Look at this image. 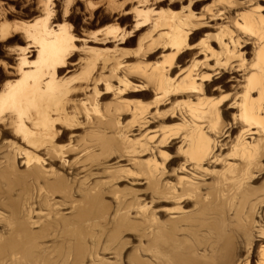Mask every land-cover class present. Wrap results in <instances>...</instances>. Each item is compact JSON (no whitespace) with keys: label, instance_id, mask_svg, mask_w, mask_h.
Instances as JSON below:
<instances>
[{"label":"rangeland","instance_id":"obj_1","mask_svg":"<svg viewBox=\"0 0 264 264\" xmlns=\"http://www.w3.org/2000/svg\"><path fill=\"white\" fill-rule=\"evenodd\" d=\"M214 1L215 0L213 1L212 0H0V152L5 151L6 149L7 150L3 152L4 154L5 153L8 154L7 151L9 150H10L9 153H11L12 151L11 149H23L26 150L27 152L29 151L32 152L33 151L32 149L27 148L25 146L26 141L24 140V137L26 136V133L28 131L38 132V129L44 126H40L41 123H39V121L42 120L41 118H35L34 121H29L28 118L33 116L34 112L37 111V108L45 109L46 117L42 122L45 124L46 121H48L47 126H49V129L52 132H55L57 133V135H59L61 134L63 128L68 129V131H66L67 133L66 136L57 141L56 138L54 137H42L48 143L57 142L56 143L57 146L65 149L64 150L65 152L66 150L67 152L69 151L68 154L64 155L65 160L73 162L76 157H79L81 155L80 154L79 156H77L79 149L82 148L83 146L89 147L90 148L89 153L91 152L90 154H92L93 157L96 156V158H94L95 160L92 165L93 168L92 166L91 168H89L91 172L90 171L87 172L92 174L91 178L89 179L90 183L97 180L95 182H98L101 185L105 183L103 187H105L108 184V186H106V188L104 189V191L106 190L107 192L105 191V195L103 199L104 202L110 205L109 206L110 213H108L109 218L113 217L112 215L117 209L113 190L114 191L117 190V192L119 191L118 193H122V195L123 194L126 195L128 194L127 192H129V190L137 189L140 191L139 198H141L142 204L146 202V205L148 204L147 207L154 210V211L153 210L149 211V208H146L144 209V211H141L140 217L144 218L145 215H148L147 213L146 214L144 213L147 212L146 210L148 209V213H151L153 211L152 213H154L155 215L154 218L156 219V222L166 221L172 213V211L170 210L171 208H173L172 206L173 204L153 203L151 201L153 199L151 198L150 194H148V191L145 190L147 186V182H145L146 181L145 177L138 176L136 177L138 180L135 178H131L130 176H128L129 177L128 178L126 177L127 175L125 176V172H123V168L125 167L124 169H126V167L127 166L129 167L130 165L129 168L127 167V169L130 170L131 166L133 164L134 166L135 164L137 165V162L139 160L140 162H143V165H148L145 161H147L152 155H154L155 160H157V162L159 163H162V166H159L161 168L160 172L163 171L162 173H164L162 179L169 183H175L177 177L183 175L176 172L178 166L181 163H183L182 156L178 155L179 157H176L180 143L177 140L174 141L168 137L169 140H166V142L164 143L166 146L164 145L165 146L164 147L162 145L158 147L157 145L153 144V142L156 143L154 139L153 141H151L152 143L150 142L148 144V147H150V145L156 146L154 148L155 150H153L152 153H150L149 150H147L148 152L146 151L143 153L142 152L132 153L131 150H127V148L125 149L126 146L123 145L125 143L121 139L123 138L124 135L129 137L130 139L136 138L139 133L145 130V127L147 130H149L148 132L150 135H152L154 132H158L161 130L162 131L165 130V132H168L169 134H173L172 131H174V133L177 132L178 135L182 132L180 131L182 129L178 128L179 124H181V121L179 120L180 105H182V103H184L185 101L191 100L195 102V100H193L192 97H187V95L171 96V94H168L166 97H164V99L163 98L158 99L157 97L160 96L159 95L160 91L157 90L158 87L157 80L151 73L154 67L156 66L159 67L162 65L168 66V64L170 63L171 57L174 53V49H173L174 47L171 45L173 31L175 29L176 24H178L182 20H186L187 16L191 15V17L188 18L187 21H190L192 24H197L198 26L192 28L194 30L188 32L189 36L187 42L190 44V48L193 49L183 53H181L182 52L181 50V52L177 56L176 60L178 61L180 66L179 68L181 70H185L187 67H189L193 60L195 61L203 60L201 54L206 55L209 52V50H207L206 52L203 51L202 46L206 48L209 47L208 49H210V51L212 49V51L218 52L219 51L218 45L220 41L217 35L218 31L216 30V28L218 29L219 26L223 27L226 25L225 24L226 21L229 22V20H232L230 18L234 17L233 15L235 11L238 10V8H239L238 11L240 12L237 11V13H243V11H241L242 8L246 9L247 11V9L251 7L249 6V4H246V5H241L242 8L241 6L240 7L237 6L235 8L230 5H227L224 2L223 3L224 5L226 4V6L222 4L220 5V2H218L219 5L221 6L220 8L217 2H216L217 4L212 3ZM253 2L260 4V7L264 8V2L260 0L257 1L255 0L251 2L252 5ZM211 4L214 5L211 7L210 6ZM223 6L224 8L227 7L225 9L226 12L227 9L229 10L231 8V10H229L227 13L225 11H220V15L217 18H219L222 14L223 15L219 19L210 17L211 14L215 13L216 10H218L219 8L223 10ZM259 15L264 18V11H262V9L259 11ZM228 16L229 18H227ZM198 17H200V19ZM209 18L214 20L213 21L207 20ZM230 27L228 28V30L230 29L229 31L228 30L226 31V29L224 28L225 33L224 32L220 33L224 35L226 34V32H228V36H226L227 34L224 35L223 36L224 39H222V41L227 42L228 39L226 38L227 37L229 38V34H230L231 35L230 37H232L233 39H239L240 44L244 45V42L248 44L244 48H241V46L243 45L239 44L240 46L238 45L239 47H236L238 48V50L235 49V51H240L241 54H243L244 63L246 62L244 66H246L247 64H249V62H251L254 59V51L256 46H258V44H260V46L264 45V35H263L264 30L262 32L264 26L256 24L253 27L248 26L246 30H237V28L233 29L231 25ZM224 29H222V31H224ZM56 32L62 34V36L64 37L63 45L64 48L65 47L66 48L63 51H61L59 55L60 57L66 60V68L61 72L60 75H55L51 80L49 64L48 65L45 64H47L46 61L47 59H49L47 58V56L51 58L52 57L51 55H53L54 46L51 41V37L53 33ZM241 41L244 42L242 43ZM217 42L218 44H216ZM42 47L46 50L44 54H41L40 52ZM220 58H222V56ZM237 59L239 58L235 57L232 60H230L229 63L227 64L229 65L233 63L232 65H235L236 63H238L236 61ZM206 61H208V67H207L208 69L210 68L209 65L210 66L214 65L212 59H206ZM116 65H117L116 71L114 72L113 75L109 76L108 74L109 69ZM206 66H207V62H206ZM207 68L202 69L201 73L203 71L205 75L207 73L208 74L210 73V76L211 75L213 76L215 72L211 73L213 71L211 70L207 71ZM142 69H145L143 70L145 73L142 71ZM225 69L226 68L222 66L218 67L216 71L217 72L220 71V72L216 74L215 77L221 76L224 78L222 72H224ZM250 69H253V67H250ZM139 70H141L140 73L138 72ZM250 71L252 72V70L248 69L246 73ZM241 73L242 71H236V73L230 75V77L235 78V81L231 79L232 81L226 82L228 77L223 82H220V79H217L216 82L212 84L210 91L207 92L206 95L207 96L206 98H208L210 101L212 100L211 102L214 104L216 108H218L217 110H219L218 114L220 115V117L218 115L219 118L217 119H219V121L216 120L217 121L216 129L219 131L228 130L227 131L228 133H225L224 137L227 134L228 136H230L229 138L228 136L225 138L223 136L218 138L221 140L222 144H225V142L229 143L228 139L232 140V138L237 136L239 131L240 124L237 123L235 120L238 115L237 112L238 108H236V106L235 107L234 106L229 107V106L231 105V103H233L234 100L235 103H237L238 98L241 96V89L239 87L241 82H240V78L236 76V74L241 75ZM98 76L100 78L102 77L103 80H106L109 83L110 85L109 90H105V83H101V81L96 83L95 78H99ZM121 78L127 79L130 84V87H127L126 90L123 89V91L120 94L115 95L116 88L117 87L120 88V86H122L123 84L120 83ZM142 84L145 86L144 90H140L136 92L132 91L134 89L132 88L133 86H141ZM41 88L42 90H45L44 95H42L43 98L38 99V98H32L30 96V94L34 90H38ZM94 88L99 92L98 96L95 98L96 100L95 104H97L96 110H91V112L93 111V113L89 112L88 115H86L87 108L89 107L91 108L89 102H91L92 97L90 93L91 90H93ZM136 89H140V88H136ZM104 92H106V94H104ZM58 93L59 95H56ZM46 94L52 96L47 97ZM87 95L88 96L90 95L89 101L84 100V98ZM190 95L192 96V94ZM250 96L256 98L257 94L251 93ZM83 103H85V106L82 105ZM136 105H139L140 107H143L144 105L145 108L144 107L143 108L146 110L144 113V118H147L145 122L148 125L145 124L144 126V124L141 123L142 126H139L140 124L138 125V123L139 121L142 120L138 121L133 118L130 119L131 110ZM155 113H159V114L157 115ZM150 114L153 115L152 120L151 118H148ZM93 124L94 126H92ZM236 124H238L239 126L237 125V128L232 129L231 126L236 127ZM20 126L23 127L19 131ZM136 126H138L139 128ZM140 127L142 128V131ZM3 128L6 129L10 134L3 135L1 133V130ZM177 128L179 130L175 131V129ZM42 132H44L45 134V131ZM130 132L131 134H129ZM252 132H254V129H252ZM127 134H129V136ZM135 134L137 135L135 136ZM157 134H159V132ZM104 143L105 144L108 143L104 147H107L106 149L109 150H106L103 146H101ZM112 143H114L113 144L114 146L115 145L117 146L115 147L110 146L112 145ZM226 144L225 147L226 146L228 147L229 144L227 145ZM27 146L30 145L27 144ZM120 148L121 150L122 149L124 150V151L122 150L123 152H128L127 153L128 155L126 153H124L125 155H123L122 154L123 152L119 150ZM41 149L42 148L38 149V151H33L32 154L39 158H44L43 155H41L42 152ZM102 149L103 150L105 149L108 152H105V150L103 151ZM226 149H224L225 151L221 150L222 151L221 153H223V155L227 153ZM154 151H156L155 154ZM157 151H161L163 153L167 152L166 153L167 158L164 160V162H163V158H159L158 156L159 154ZM105 153L108 154L104 155ZM126 155L128 156L127 159H126L127 157ZM135 157L137 158L135 159ZM134 159L137 162H134ZM262 159H264V156L259 161L260 166L258 165L257 168L253 169L254 171L252 170L254 175V176L252 175L253 181L247 180L243 185V187L245 189H248V187L251 186V188L248 189V191L251 194L255 193L253 194V196L256 195L255 196L256 198L255 197L253 198L252 195L250 196L252 198L248 200L249 205L252 203L253 205L254 204L257 205V203H259V205L257 206L262 205L264 207V197L263 199L262 197H260L262 196V194H264L263 193L264 192V169H263L264 160ZM19 160L20 159H17L16 161ZM126 161L129 163L131 161L132 165L128 164ZM228 161L229 160H227V162ZM22 162H24V160H22ZM229 162L232 163L233 160L232 161L230 160ZM20 163L21 162L19 161L18 163L19 168L17 167V162L15 163L17 169V171L15 169V172L18 173V175H13L12 177L15 178L19 177L20 174H24L27 171L25 168L28 167L26 166L24 167V165ZM222 165L223 164H220V166L218 165H212V166L214 167L217 166L216 170L217 169L220 170ZM41 167L45 171L53 172L56 170V172L58 173L60 172V174L64 173L66 174L68 179L73 177L74 172L78 171L77 168H76L77 170L76 169L73 170V168L69 169L68 166H65L64 169V166L59 164V162L57 161L53 162L52 164L51 163L48 164V161H45L44 165ZM135 167L132 166V171H136L138 169V166L136 168ZM133 168L136 170H133ZM117 169L120 171H117ZM105 170L106 171L109 170V172L112 171V173L108 174V171L106 172ZM104 171L108 176L104 175L105 173L102 174ZM113 172H117V174L119 173L118 176L115 173L113 175ZM201 172L202 170H200V172L197 173H201ZM70 173H72V175H70ZM206 174L208 175L205 174L203 175L205 177L207 176L211 177V178L208 177L209 180L204 177L206 181L209 182V185H213V184L217 185L216 183L217 175L216 174L210 175L209 173ZM214 175L216 176L215 177L216 179L215 178L212 179V176ZM104 176H107L109 179ZM110 177L114 179L110 180ZM204 178L202 177L203 179L202 182L204 181V183H206ZM28 179L29 178H27L26 179L27 181H25L26 182L25 184L28 185L29 188L28 196H30V194L32 193L33 196H31V200L32 199L34 200V198L36 197V196L34 197V195L37 194V190H36L37 183L32 181V179L31 180L29 179L28 181ZM100 179H105L106 181L107 180L108 181L106 183L104 180H100ZM109 180L110 182L113 180L111 182L112 184L108 183ZM212 180H214V182H212ZM1 184L3 186L4 183ZM23 184H24L23 182L18 183L16 186L17 191H14L13 193L15 192L19 193V191H21L20 189H23L25 186V184L24 185ZM30 184L34 186L33 188H36L33 189L34 191L31 190L32 187L29 186ZM130 184H136V185L131 186ZM21 185L22 187H20ZM71 185L74 186L73 183ZM109 185L111 187L114 185L112 187L113 190L111 191V193L109 191L111 190ZM214 185L213 187L212 186L211 187L213 189L214 188L216 189L217 186L214 187ZM114 187H116V190L114 189ZM129 187H131V189H129ZM258 189L259 192L256 193ZM215 192H213V195L212 196L210 195L211 197L209 196V199L207 198L208 200L206 199V201H210V199H212V197L215 195ZM217 195L219 196V194L216 193L215 196L217 198L213 197L214 203L215 201L217 202V199L220 197V196L218 197ZM258 196L260 197L259 201H257L259 199ZM25 198L27 197L25 196ZM111 198L112 199L114 198V201ZM59 199L60 197L57 196L54 197V200L58 201ZM126 199L127 200L129 199L128 195H126ZM254 199L256 200L257 203L255 202ZM219 200H222L220 202H224L223 198L222 199L219 198ZM251 201L252 203H250ZM220 202L215 203V205L217 204L216 210L218 209L219 205H220L219 208L222 210L224 204L225 205L227 204L226 206H224L227 208L225 209L223 207L222 210V212H224L225 214L223 213L222 215V212L219 213L223 219L221 217L220 219L219 217L216 218L217 216H219L218 213L214 214L217 215L215 216V218L218 220L217 221L215 219L217 223H215V221L212 220L214 219L213 218L214 216L211 217L209 216L210 219H208L206 216L204 217L201 216L202 220L205 219V221L204 220L202 221L201 225L209 226V228L206 227L204 229L203 226L199 228L198 225L200 226V224L194 225L191 233H189L190 231L187 232L188 234H190V236L194 237L195 241L193 240V237L192 238L189 237L190 240L188 242L184 241L183 238L180 240H183L184 244H186L187 242L186 245L188 247L190 246L189 247L190 254L195 255V256H191L192 258L194 257V260L196 259L197 253H198L197 256L198 257L201 256L200 258H202L203 250L204 253L207 251L205 253L206 257L208 258L207 261L206 259H203L205 255L202 258L204 261L197 257L198 259L196 260L198 261V264H204V263L225 264V261L226 264H258L262 258V251L264 250L263 239L259 241H257L256 239L254 241L250 240L249 243L246 242L247 244L245 243L244 240L243 241L239 240L237 241L236 244V247L237 246L238 247L236 251H234L235 252L234 260L233 259L226 260L227 258L225 257V255L224 258H222L223 253L222 251H220L221 248L219 247V244L220 246H222V243L224 240L227 239V236L228 238L230 237L229 238L230 240L234 241V235L236 231L235 228H232V226L233 227L235 226L234 225L235 222H230V224H227L226 222L228 221L229 223V220L234 221L231 215L232 207L228 203H224V204L221 203L222 204L221 205L219 204ZM248 204H246L245 206L246 207L249 206ZM192 206H194V201H191L190 204L185 205L184 208L186 210L184 209V211L188 212L194 210L195 207ZM246 207H244V209H246ZM220 209H218L219 211L217 210V212H220ZM226 210L230 211L227 212L230 216L227 215V213L225 212ZM130 213H132V216L134 215L133 212ZM142 213L145 215H143ZM228 216L231 217L232 219L227 218L229 219L227 220L226 217ZM219 220H222L221 221L222 223L221 222L219 223ZM223 220L227 225L224 223ZM210 225L215 231L211 229ZM220 228L225 233H223L222 230H220ZM227 228L231 230L233 229L232 233H230V230ZM140 229H142L141 236L145 240L142 239L143 241L142 240L139 241L138 237L140 236V234L139 233L137 234V230H135L136 233L134 232V230H130V232L128 231L129 233L128 232L124 233L126 236L124 234L123 237L121 236L122 237L120 238L121 244L118 241L120 247L121 245L124 248H126V245L128 246L126 249H123L122 247L123 250L121 249L120 253L124 252V254L121 253L122 255L116 254V256H113L115 255V253L114 254L111 253L113 250L111 251L107 250V252L105 250L104 252L108 254H105L104 252H102V254L99 253L101 255L97 254L98 261L92 263L113 264L114 260L117 263L118 260L120 262L122 259L123 260L121 261L122 264H126V263L130 264V261L128 260L129 259L128 256L130 255L132 259L133 255H135L136 252L138 251L137 250L139 249L138 245L141 242L142 244L145 243L144 244L145 246L142 244L139 245L140 250L142 251L144 247L147 250L148 244L146 243H149L150 240L149 234L151 235L153 233L152 231L153 226H149L145 228V226L143 227L142 225L140 228H138L139 232ZM145 229L147 231V232L145 231L146 233L144 232ZM148 229H150L149 234H148ZM194 229H196V231ZM226 229L228 231H226ZM206 230H210V233L209 231ZM218 230L221 233H223V234L220 233L221 234L220 237L218 236L219 234ZM131 231L135 235H133ZM187 232L185 233L182 232L181 234L180 233L179 234L182 237L184 236L187 237L186 235ZM214 232L216 234H214ZM143 234L144 235L148 234V235L144 236ZM198 234H201V236ZM226 234L228 235L226 236ZM215 235H217L218 237H216ZM204 236L207 238H205ZM126 237L128 238V241H126L127 240ZM135 237H137L136 240ZM186 237H184V239ZM125 238L126 240H124ZM189 238L185 240H188ZM217 238H220L219 239L220 241ZM177 239L179 240V238ZM208 239H210L211 241L215 240L216 245H215V241H213L214 246H212L213 243ZM207 241L208 244L206 243ZM192 242L198 243L196 245V249L198 250L195 249ZM204 242L206 243V245H204L205 244ZM125 243L127 244L125 245ZM200 243L202 245H199ZM209 243H212V245H210ZM223 244H225V241ZM214 247L217 248L220 254L218 253V251H214L215 249ZM191 248L193 249V251H191L192 250ZM204 248L206 249L209 248V249L205 250ZM211 249L216 255L213 252L212 254H210ZM140 250H139V256L141 257L143 255L144 256L143 258L147 260L148 256L150 257L149 254L151 253L150 252L148 253V251H146L145 249H143V251L145 250L144 251L145 253L143 251L141 252ZM194 251L196 252L195 254H193ZM147 253L148 256H146ZM208 253L212 256H210ZM112 256L116 257V259L118 258V260H116ZM119 256L124 257V259L122 257L120 258ZM210 257L213 259L214 263L212 262ZM100 258L102 259V261H100L101 260ZM89 259L90 261L92 259L90 253L85 255L84 260L86 262L84 264H92L90 263Z\"/></svg>","mask_w":264,"mask_h":264},{"label":"bare ground","instance_id":"obj_2","mask_svg":"<svg viewBox=\"0 0 264 264\" xmlns=\"http://www.w3.org/2000/svg\"><path fill=\"white\" fill-rule=\"evenodd\" d=\"M252 1H255V0H243V1L241 0L240 1L239 0H215L214 2H212L214 4H217L218 2H220V5L221 4L224 5V3H226L227 5H230L235 8L237 6L240 7L241 5H246V4H249V6L251 7H249L246 11V9H243L241 6L242 8L241 11H243V13H237V11L239 10L238 8V10H236L233 15L234 17L230 18L232 20L228 19L229 22L226 21L225 26L223 27L219 26L218 29L216 28V30L218 31L217 35L220 41L218 45L219 46L218 52L212 51V49L210 51V49H208L209 47L206 48L202 46L203 51L206 52L207 50H209L210 53L208 52L206 55L201 54L203 57V60L202 61L193 60L190 66L187 67L185 70H181L179 68L180 66L176 59L179 53L181 52V50H182L181 53H183V52L190 51L193 49V48H190V44L187 42V39L189 36L188 32H190L191 30H194L192 28L197 27L198 25L192 24L190 21H187V19L190 18L191 15L187 16L186 20H182L181 22L176 24L175 29L173 31V36L171 39V45L174 47L173 48L174 53L171 57V61L168 64V66L162 65L159 67L158 66L154 67L151 74L157 80V85H158L157 90L160 91L159 92L160 96L157 97L158 99H162V98L164 99V97H166L168 94H171V96L187 95V97H192V99L195 100V102L188 100L182 103V105H180L179 120L181 121V124H179L178 128H181L182 130L180 131L182 132L178 135V133L177 132L174 133V131H172L173 134H169L168 132H165V130L164 131L161 130V131H158L159 134H157L158 132H154L152 135H150L148 132L149 130H147L146 127L143 132H141L142 128L140 127L141 133H139L138 135L135 134V136L137 135L136 138L130 139L129 137L124 135L123 138L121 139L125 143L123 144L126 146L125 149L127 148V150H131L132 153H138V152L143 153V152H146L147 150H149V152L152 153V151L155 150L154 148L156 146L150 145V147H148V144L154 139L156 143L153 142V144L157 145L158 147L162 145L164 146L165 145L164 143L166 142V140H169L168 137L174 141L177 140L180 143V146L178 147V150H177L176 157L182 156L183 163H181L178 166V169L176 172L183 174V175L177 177L175 183H169L162 179L164 173H162L163 171L160 172L161 168L159 167V166H162V163L157 162V160H155L154 155H152L147 161H145L148 165H143V162H140V160L138 162L135 161V159L137 158L135 157L134 162H137V165L135 164V166L136 167L138 166V169L136 170L133 168V170H136V171H132V166L133 167L135 166L134 164L132 165L131 159H130L131 160L130 163L126 161L128 164L132 165L130 170L127 169L128 166L126 167V169H124L125 167L123 168V172H125V176L127 175L126 177L130 176L131 178H135V179H137L136 177L138 176L145 177V180H146L145 182H147V186L145 190H147L148 194H150L151 198L153 199L151 200L153 203L173 204L172 205L173 208H171L170 210L172 211V213L168 217V219L164 222H156V219L154 218L155 215L154 213H152L154 210L147 207L148 204L146 205V202L142 204L141 198H139V192H140L139 190L131 189V187H129V189L131 190H129V192H127L128 194H126L129 196V199L127 200L126 195L124 194L122 195V193H118L119 191L117 192L116 187H114L116 191L113 190L112 187L114 185L112 187L109 185L111 188V190L109 191L111 193V191L113 190L117 209L112 215L113 217L109 218L108 213H110L109 212L110 205L104 202V199H103L105 195V191H106V190L104 191V189L106 188V186H108V184L105 187H103L105 183L101 185L98 182H95L97 180L90 183L89 179L91 178L92 174L87 172V171L91 172L89 168H91V166L93 165L94 160H95L94 158H96V156L93 157V155L90 154L91 152L89 153L90 151L89 147L83 146L82 148L79 149L77 156H79L80 154L81 155L79 157H76L73 162L65 160L64 155L68 154L69 151L67 152L66 150L65 152L64 151L65 149L57 146L56 144L57 142L48 143L42 137H54L56 138V141H57L66 136L67 134L66 131H68V129L63 128V130L61 131V134L59 135H57V133L55 132H52L49 129V126H47L48 121H46L45 124L42 122L44 121L46 117L45 109L37 108V111L34 112L35 115L33 114V116L29 117L28 119L29 121H34L35 118H41L42 120H40L39 123H41L40 126H44V127H40L38 129V132L28 131L26 133V136L24 137V140L26 141L25 146L27 148L32 149L33 151H38V149L42 148L41 155H43L44 158H39L33 155L32 154L33 151L27 152L26 150H23V149H11L12 150L11 153H9L10 150L7 151L8 154L3 153L7 149L3 152H0V164H1L0 166V264H84L86 262L85 261L86 258L84 260V257L86 254H89V253L92 256L91 261L90 259L89 261L90 263H92V262L98 261L97 254L99 253L102 254V252H104L105 250L106 252L107 250H110V251L113 250L111 252L113 254L115 253V255L113 256H116V254L122 255L124 254V252L123 253L121 252L122 254L120 253L123 247L122 245L121 247L119 245L121 241L120 238H122L125 235L124 233L128 231L130 232V230H134L135 233H136L135 230H137V234L139 233L141 236L142 229H140V232H139L138 228H140L142 225L143 227L145 226V228L149 226H153V229H152L153 233L151 231L152 233L151 235L149 234L150 232L149 230L151 228L148 229L150 240L147 238L149 240V243H146L148 244L147 250L145 247L143 248L141 246L143 249L148 251V253L150 252L151 254H149L150 257L148 256V253L146 254V256H148L147 260L143 258L144 257L143 255L141 257L139 256V250H140L139 245L142 244L141 242L138 245L139 249L136 248L138 250V251L136 250L138 254L136 252V254L133 255L131 259L128 253L129 255L128 260L130 261V264H198V261L196 260L198 258L201 260L206 259L207 261L208 258L206 257V254H205L207 251L204 253V250H203V253H202L203 257L205 255L204 258L202 257L203 259L200 258L201 256L198 257L197 256L198 253H197L196 259L194 260V257L192 258L191 256H195V255L190 254V248H189L190 246L188 247L186 245L187 242L190 240L189 237L192 238L193 236H190V234H188L187 231H190L189 233H191L193 226L197 224H200V226L198 225L199 228H201V226H203L204 229L206 227L209 228V226L201 225L202 221L203 220L205 221V219L202 220V217L204 216H206L208 219H210L209 216L210 217L214 216L213 217L214 219L212 218L211 219L215 221V223H217L216 218L218 217L219 219L220 217L222 218V216H220L219 213H221L223 210V207L227 205V204L225 205L224 203H228L232 207L231 215H232V218L234 219V221L229 220L231 217H229L230 215L227 212H230V211L226 210L225 212L227 213V215H229L228 217H226V219L229 218L227 219L229 220V223L228 221H226V219L225 221L227 222V224H230V222H235L234 223L235 226L234 227L232 226V228H235L236 232H235V235L233 234L234 241L230 240L229 239L230 237L228 238L227 236L228 234H226L227 239L224 240L225 244H223L224 241L222 243V246H220L219 244V247L221 248L220 251H222L223 253L222 258H224V255H225V257L227 258L226 260H232V259L234 260L235 258L234 251H236L238 247V246L236 247V244H237V241L239 240H242V241L244 240L245 243L246 242L249 243L250 240L254 241L255 239L257 241L262 240V239L264 240V207L262 205L257 206L259 205V203H257L255 199L254 200L257 203V205L255 204L253 205L252 199H251L252 201L250 202L252 204L249 205L248 200H250V198H252L250 196L251 195L253 196V194L255 193L251 194L248 191V189H250L251 186L248 187V189H245L243 187V185L245 184L247 180L253 181L252 180V175L254 171L253 169L258 167V165L260 164L259 163L260 159L264 156V45L260 46V44H258V46H256L255 51H254V59L251 62H249V64L244 66L246 62L244 63L243 54H241L240 51H235V49L238 50V48L236 47H239L240 45H243V44H240L239 39H233L232 37H230L231 36L230 34H229V38L228 37L226 38L228 39L227 42H223L222 41V39H224L223 36L226 34H227L226 36H228V32H226V34L224 35L220 34L221 32L225 33V29L227 31L230 25L233 27V29L237 28V30H246L248 26L253 27L256 24L264 26V18L259 15V11L261 9L262 11H264V8H261L260 4L255 3V2H253V5H252L251 4ZM260 1L264 2V0H260ZM226 4L224 6H226ZM213 5L211 4L210 6L212 7ZM220 5L218 3V6ZM224 6H223V10L220 9L221 8L220 6L219 8L220 10L219 9L216 10V12L211 14L210 17L217 18L220 15V11H225V9L227 8V7L224 8ZM229 10H231V8ZM229 10L227 9V12ZM221 16L219 18H221ZM198 18L200 19V17ZM227 18H229V16ZM207 20L213 21L214 19L209 18ZM222 29H224V31H222ZM263 30L264 28L262 29V32ZM51 41L54 46L53 47L54 52H53V55H51L52 56L51 58L47 56V58L49 59H47L46 61L47 64L45 65L49 64V70H50V75H51L50 79L52 80L55 75H60L61 72L66 68V60L60 57L59 55L61 51H63L66 47L64 48V45H63L64 37L62 36V34L58 32L53 33L51 37ZM241 42L243 43L244 41H241ZM216 44H218V42ZM246 45L248 44L244 42V45L241 46V48H244ZM45 51L46 50L43 47L40 50L41 54H44ZM221 56L222 58H220ZM235 57L239 58L236 60L238 63H236L235 65H232L233 63L228 65L227 63H229V61ZM206 59H212L214 62L213 66L209 65L210 67L209 69L207 68L208 61H206ZM206 62H207V66H206ZM220 66L226 68L224 72H222L223 73L222 75L224 76V78L221 76L215 77V75L220 72V71L219 72L216 71L218 67ZM250 67H253V69H250ZM206 68H207V71L208 70L213 71L211 73L215 72L214 75L210 76V73L208 74L207 72L206 73L208 75L207 74L205 75L203 71L201 73V70L206 69ZM116 69H117V65L114 67H111L108 73L109 76L113 75ZM248 69L252 70V72L250 71L246 73ZM143 70L145 69H142V71ZM140 71L141 70H139L138 72L140 73ZM236 71H242L241 75L236 74V76L240 78V82H241V84L239 85L241 89V96L238 98L237 103H235V100H234L233 103H231L229 107L236 106V108H238L237 109L238 115L235 120L237 123L240 124V126L238 124H236V127L231 126L232 129H234V128H237V125H238L239 131H238L237 136L232 138V140L228 139L229 143L225 142V144L226 143L229 144L228 147L226 146L227 147L226 149L225 144H222L221 140L218 138H220L221 136L224 137V134L228 133L227 132L228 130L219 131L216 129V122H217L216 120L219 121V119L217 118L220 117V115L218 114L219 110H217L218 108H216L214 104L211 102L212 100L210 101L208 98H206L207 97L206 95H207V92L210 91L212 84L215 83L217 79H220V82H223L228 77L226 82H229L232 80L235 81V78L230 77V75L233 73H236ZM95 79H96L95 80L96 83L99 81H101V83H105V90L110 89L109 83L106 80H103L102 77L95 78ZM120 83H123V84L122 86L119 85L120 88L119 87L116 88L115 95L120 94L123 91V89L126 90L127 87H130L128 80L125 78H121ZM144 87L145 86L143 84L141 86H133L132 88L134 89L132 91L136 92V91L144 90L145 89ZM136 88H140V89H136ZM44 93H45V90H42L41 88L38 90H34L30 94V96L32 98L40 99V98H43L42 95H44ZM251 93H256L257 94L256 98L251 97L250 96ZM98 94L99 92L95 88L91 90L90 95L92 97V100L91 102H89L91 105V108L90 107L87 108L86 115H88V113L91 112V110H96L97 104H95V101H96L95 98L98 96ZM104 94H106V92H104ZM190 94H192V96ZM56 95H59V93ZM90 95L89 96L87 95L84 98V100L89 101ZM50 96L52 95H47V97H50ZM82 105L85 106V103H83ZM143 107L136 105L131 110L132 116L129 114L131 117L130 119L133 118L138 121L139 120L144 121V122L139 121V123L137 122L138 125L140 124L139 126H142L141 123L144 124V126L145 124H147L145 122L147 118H144V113L146 110L144 109L145 107L144 108ZM91 113H93V111ZM155 114L158 115L159 113H155ZM148 118H151L152 120L153 115L150 114ZM92 126H94V124ZM22 127L23 126L19 127V131L21 130ZM178 128L175 129V131L179 130ZM252 129H254V132H252ZM42 131H45V134ZM136 131H137V128H136ZM131 132L129 134H131ZM1 133L3 135L10 134L4 128L1 130ZM129 134L127 135L129 136ZM227 136L228 134L225 137ZM229 137L230 136H228V138ZM27 144H29L31 147L27 146ZM107 144L104 143L101 146L104 147ZM113 144L114 143H112V145L110 146H114ZM104 148L106 149L107 147H104ZM224 149L227 150V153H225V155L221 153L222 152L221 150H224ZM106 150H109V149H106ZM106 150L105 152H108ZM119 150H121V148ZM155 152L156 151H154V154ZM157 152L159 154V155L157 154L159 158H163V162H164V160L167 158V155H166L167 152L166 153H163L161 151H157ZM124 153L127 154L128 152H123L122 154L125 155ZM107 154L105 153L104 155H107ZM126 156H123V157H126ZM137 156H140V155H137ZM127 158L128 156L126 157V159ZM17 159H20L19 161L24 165V167L26 166L28 168H25L27 171L24 174H20L19 177L15 178L12 176L18 175V173L15 172V169H16L15 163L17 162V167L19 163V161H16ZM22 160H24V162H22ZM227 160L229 161L233 160V162L230 163L229 161L227 162ZM45 161H48V164L49 163L52 164L53 162L57 161L59 162V164L64 166V169H65V166H68L69 169L73 168L74 170L77 168L78 171L74 173L72 171L74 175L73 177L70 176L71 178L68 179L66 174L64 173L60 174V172L58 173L56 172V170L53 172H49V171H45L44 169H42L41 166L44 165ZM220 164H223L220 170L218 169L216 170L217 166L215 167L212 166V165L220 166ZM204 166H207V167H204ZM200 170H202V172L197 173V172H200ZM22 171H25V170H22ZM105 171L102 174H104ZM107 171H108V174L112 173V171L110 172L109 170ZM117 171H120V170L117 169ZM72 173H70V175H72ZM114 173L117 176L119 174V173L117 174V172H113V175ZM202 173L205 175H208L206 173H209L210 175H213V174L217 175V177L215 175L212 176V179H214L215 177L217 178V179L215 178L217 181V182L215 181L217 185L213 184L214 187L217 186L216 189L214 188L215 190L212 188L213 185H209V182H207L205 179L207 178L209 180L208 177L210 176L205 177ZM104 175H107V174L105 173ZM107 176H104V177L108 178ZM112 177H115V176H112ZM112 177H110V180L114 179ZM202 177L203 178L205 177L204 179L206 183H204V181L202 182L203 180ZM27 178H29L30 180L32 179V181L37 183V189L33 188L34 186L32 184L29 185L30 187H32L31 190L33 189L37 190V194L34 195V197L36 196L34 198L35 201L33 199L31 200V196H33L32 193L30 194V196H28L29 188H28V185L25 184L26 183L25 181H27L26 180ZM100 180H104L106 183L108 181V180L106 181L105 179H100ZM110 180L108 183H111L113 181L112 180L110 182ZM88 181H89V184H88ZM22 182L25 184L24 188L20 189L21 191L18 190L19 193L18 192L13 193L14 191H17L16 190L17 184L22 183ZM71 182L74 184V186L71 185L72 184ZM212 182H214V180H212ZM1 183H4L3 186ZM130 185L132 186L136 184H130ZM20 187H22V185ZM213 192H215V195L216 193L219 194L220 197L218 195L217 196L220 199L223 198L224 200V202H220L222 200H219V198L217 199V202H220L219 204L221 203L224 204V206L222 207V210L219 208L220 205L218 204L219 205L218 209H220V212H217L218 209L216 210L217 204L215 205V203L217 202L215 201L214 203L213 201V197H216L215 195L212 197V199H210V201H206L207 198L209 199L210 195L211 196L213 195ZM258 192H259V189L256 193ZM24 195L27 198H25ZM56 196L60 197L59 199L60 201L54 200V197ZM255 196L256 195H254L253 198ZM260 197H262L263 199L264 194H262V196ZM260 197L257 201L260 200ZM112 200L114 201V198ZM191 201H194V206H192V207H195L194 210L188 211V212L184 211L185 209L184 206L187 204H190ZM246 204H248L249 206L246 207L245 206ZM244 207H246V209H244ZM146 208H149V211L151 210L153 211L151 213H148V209H147L146 210L147 212H144V213L145 214L147 213L148 215H145L142 213L143 215H145V217L144 216H143L144 218L140 217L141 211H144V209ZM224 208L226 209L227 207H224ZM130 212H133L134 215L132 216V213ZM215 213L216 214L218 213L219 216L214 215ZM223 213L224 212H222V215ZM215 216L217 217L215 218ZM221 221L222 220H219V223ZM211 225L210 227L213 230ZM227 229L226 231H228ZM194 230L196 231V229ZM210 230H206V231H209L210 233ZM220 230L222 229L220 228ZM229 230H230V233H232L233 229L232 230L229 229ZM145 231L146 229L144 230V232ZM182 232L183 233L187 232L186 234L187 237L186 236L184 237H186L185 239L189 238L188 240H185L184 237L180 235ZM220 233L221 232L219 231V234H218L219 237L221 234L225 232L221 234ZM214 234L216 233L214 232ZM147 235H144V236H147ZM198 235L201 236V234H198ZM140 236L138 237L139 241L144 239L142 236L140 238ZM215 236L218 237L217 235ZM126 238L124 240H126ZM136 238L137 237H135V240ZM177 238H179V240ZM182 238L184 241H187L186 244H184L183 240H180ZM217 239L219 240L220 238H217ZM193 240L195 241L194 237H193ZM208 240L211 241L210 239ZM126 241H128V238ZM213 241H211L213 245L212 243H209L212 246H214ZM127 243H125V245ZM192 243L196 249V245L198 243H195V242H192ZM206 243L208 244V241ZM206 243L204 245H206ZM191 244H188V245H191ZM199 245H202V244L200 243ZM215 245H216V241H215ZM127 247L128 246L126 245V248ZM126 248L123 247V249H126ZM206 248L204 249L205 250L209 249V248L208 249ZM191 251H193V249ZM210 251H211L210 254H212L213 252L212 249ZM214 251H218L217 248H215ZM195 253L196 252L194 251L193 254ZM218 253L220 254L219 251ZM105 254H108V253H105ZM202 254H199V255H202ZM113 258L116 259V257H113ZM122 258L124 259V257ZM116 260H118V258ZM211 260L213 262L212 258ZM100 261H102V259ZM114 261H113V264L116 263V261L115 263ZM121 261L123 260L121 259ZM121 261L119 262L118 260L117 263L122 264ZM94 264H97V263H94ZM107 264H110V263H107ZM225 264H226V261H225ZM258 264H264V250L262 251V258Z\"/></svg>","mask_w":264,"mask_h":264}]
</instances>
